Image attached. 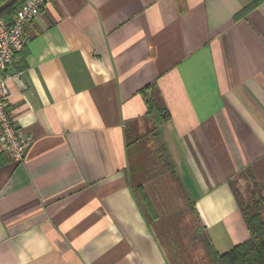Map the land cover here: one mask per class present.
<instances>
[{
	"label": "crops",
	"instance_id": "obj_1",
	"mask_svg": "<svg viewBox=\"0 0 264 264\" xmlns=\"http://www.w3.org/2000/svg\"><path fill=\"white\" fill-rule=\"evenodd\" d=\"M255 1L42 7L6 70L20 74L9 110L32 143L19 164L0 156V264H168L125 176V130L149 125L147 85L169 112L159 133L209 253L249 239L228 180L248 171L264 186V0L236 19Z\"/></svg>",
	"mask_w": 264,
	"mask_h": 264
},
{
	"label": "trees",
	"instance_id": "obj_2",
	"mask_svg": "<svg viewBox=\"0 0 264 264\" xmlns=\"http://www.w3.org/2000/svg\"><path fill=\"white\" fill-rule=\"evenodd\" d=\"M260 1L256 0L251 6L237 15L236 19L247 10L257 6ZM17 5V2H13L3 10H0V18L5 20L10 19ZM145 91L150 92V98L146 102V115L149 122L147 130L143 134H138L130 127L125 130L127 153L125 176L128 186L135 196L137 205L146 221L160 231L163 224L151 201L150 192L146 190L145 185L157 178L156 176H152L156 175L154 172L160 171L159 173L162 175L168 174L172 180L171 182L176 185L178 197L188 204L197 225L202 230L193 200L189 196L184 183L177 175L175 165L165 145L162 143L159 133V125L170 119L169 112L162 101L156 85H147L141 93L144 94ZM151 142L157 143L158 148L154 151L156 154L151 159L152 161H149L146 150H148V143ZM148 174L151 176H147ZM228 184L247 226L249 239L224 254H211L212 262L215 264H264V186L256 182L248 171L240 172L230 178ZM169 262L170 260L168 259V264Z\"/></svg>",
	"mask_w": 264,
	"mask_h": 264
},
{
	"label": "rangeland",
	"instance_id": "obj_3",
	"mask_svg": "<svg viewBox=\"0 0 264 264\" xmlns=\"http://www.w3.org/2000/svg\"><path fill=\"white\" fill-rule=\"evenodd\" d=\"M146 129L145 125V131ZM141 133H143V128ZM157 148V143H148L146 155L149 161H152ZM159 172H154L156 175L152 176L157 178L145 186L150 192L151 201L163 224L161 233L154 225L152 226L170 260L169 264H215L210 257L206 237L197 225L188 204L178 197L176 185L171 182L168 174L162 175Z\"/></svg>",
	"mask_w": 264,
	"mask_h": 264
},
{
	"label": "built area",
	"instance_id": "obj_4",
	"mask_svg": "<svg viewBox=\"0 0 264 264\" xmlns=\"http://www.w3.org/2000/svg\"><path fill=\"white\" fill-rule=\"evenodd\" d=\"M49 0H18V6L9 20L0 18V154L13 164L24 160L32 137L23 134L15 125L9 110L8 81L20 82V74H7L15 56L25 43L26 29L39 15Z\"/></svg>",
	"mask_w": 264,
	"mask_h": 264
}]
</instances>
